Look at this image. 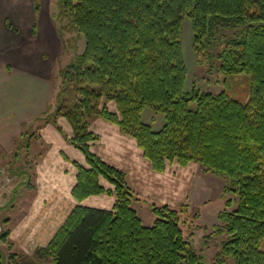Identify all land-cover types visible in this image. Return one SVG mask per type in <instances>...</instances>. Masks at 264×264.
Instances as JSON below:
<instances>
[{"label": "trees", "instance_id": "16d2710c", "mask_svg": "<svg viewBox=\"0 0 264 264\" xmlns=\"http://www.w3.org/2000/svg\"><path fill=\"white\" fill-rule=\"evenodd\" d=\"M59 7L56 19L67 24L57 32L74 34L65 42L73 55L59 73L55 111L45 118L68 120L70 142L87 165L78 166L72 188L78 204L35 253L54 264H200L184 237L179 210L151 204L155 220L144 226L124 172L91 151L97 136L89 119L99 116L132 137L156 172L172 163H196L227 177L224 190L237 201L233 210L218 213L227 234L221 252L234 264H264V0H59ZM183 16L191 21L199 59L209 39H216L214 30L241 28L220 56L225 73L250 76L246 102L224 91L194 86L184 91ZM102 100L113 103L116 112ZM147 108L163 114L160 130L143 121ZM100 194L114 196L111 209L80 204Z\"/></svg>", "mask_w": 264, "mask_h": 264}, {"label": "crops", "instance_id": "0c3cea01", "mask_svg": "<svg viewBox=\"0 0 264 264\" xmlns=\"http://www.w3.org/2000/svg\"><path fill=\"white\" fill-rule=\"evenodd\" d=\"M47 2L0 0V226L7 232L0 240V264L6 242L13 243L14 253L30 254L51 240L73 203L78 204L72 188L78 166L87 165L70 142L68 120L45 118L55 100L53 72L63 49L57 14L49 13ZM89 129L97 136L91 151L124 172L138 199L170 207L183 204L194 181L185 172L190 164L178 165L176 174L167 168L156 172L135 140L116 124L95 116ZM114 201V196L100 194L80 204L111 209Z\"/></svg>", "mask_w": 264, "mask_h": 264}, {"label": "rangeland", "instance_id": "374dc122", "mask_svg": "<svg viewBox=\"0 0 264 264\" xmlns=\"http://www.w3.org/2000/svg\"><path fill=\"white\" fill-rule=\"evenodd\" d=\"M47 1L46 6L49 13L57 14L60 8L59 0ZM66 24L67 21H64L63 24L57 21V30H62ZM240 31V27H233L232 29L222 27L214 30L211 37H215L216 39H209L210 43H212L206 46V55H202L201 59H199L194 51L191 21L185 16L182 17L180 40L187 71L184 91L189 92L194 86L199 91L211 92L213 94L224 91L227 96L239 102H246L249 99L251 92L250 76L246 73L228 74L221 68L222 57L220 54L222 47H224L228 39ZM72 36L74 34L66 30L62 31V37L59 36L62 40L63 49L55 62V70L53 73H55L54 75L57 78L58 85H56L55 100L50 103V108H52L50 112H53L54 104L56 105V95L60 90L61 77L59 73L73 55L72 50H67L65 45V42L67 40L69 41V38ZM82 48L83 39L78 38L77 51H81ZM103 104L107 105L110 111L116 112V107L113 103L102 100L101 105ZM62 117L65 118L64 116ZM142 119L143 121L147 120L154 131L160 130L159 128L164 124L163 114L155 113L150 108L143 111ZM167 169L169 174H176V171L180 168L176 163H172L168 165ZM187 170L189 171L187 172ZM185 172L191 174V179H194V181L189 191H187L186 200L183 204L177 207L175 206L179 210L184 237L198 256L200 264H234L231 257H226L221 252L223 243L227 239V234L224 232L223 223L218 220V213L221 210H233L236 207L237 196L234 193H228L224 190L228 183L227 177L222 174H215L196 163H190L189 167L185 168ZM14 182H16V179L13 180ZM227 200H230L232 203L230 207H226L225 205ZM73 204V206L76 205L75 203ZM151 204L150 199L141 198L133 200L132 202V207L136 210L144 226H152L155 220V215L151 210ZM24 244L26 243L24 242ZM47 244L36 247L30 254H26L23 251L17 254L11 251L13 243L6 242L9 252L4 248L7 253L2 256L1 263L54 264L51 257L40 256L35 253L37 249ZM261 248L264 249V239Z\"/></svg>", "mask_w": 264, "mask_h": 264}, {"label": "built area", "instance_id": "2783aa9c", "mask_svg": "<svg viewBox=\"0 0 264 264\" xmlns=\"http://www.w3.org/2000/svg\"><path fill=\"white\" fill-rule=\"evenodd\" d=\"M6 180L8 181L9 180V178H6ZM4 231H3V229H2V226H0V234H2Z\"/></svg>", "mask_w": 264, "mask_h": 264}]
</instances>
